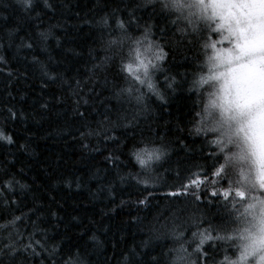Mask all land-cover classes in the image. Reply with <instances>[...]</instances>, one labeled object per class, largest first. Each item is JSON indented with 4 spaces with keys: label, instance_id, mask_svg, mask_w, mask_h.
Masks as SVG:
<instances>
[{
    "label": "trees",
    "instance_id": "16d2710c",
    "mask_svg": "<svg viewBox=\"0 0 264 264\" xmlns=\"http://www.w3.org/2000/svg\"><path fill=\"white\" fill-rule=\"evenodd\" d=\"M34 3L25 12L16 0H0V133L13 141L0 140V261L14 259L4 254L10 238L26 244L31 237L39 255L21 252L18 264H65L77 256L84 264H153V256L169 264V249L179 246L172 232L191 240L231 218L228 201L211 196L228 181L211 174L215 158L196 132L200 99L190 89L204 59L201 37L177 30L158 7H138L143 0ZM133 11L155 25L153 39L167 53L154 79L166 102L146 90L140 104L118 95L128 84L121 53L107 40L115 19ZM104 18L111 27L102 26ZM165 76L176 80L175 91ZM134 147L164 155L141 168ZM194 172L215 183L206 180L192 195L181 185ZM217 251L218 264L224 252Z\"/></svg>",
    "mask_w": 264,
    "mask_h": 264
},
{
    "label": "snow or ice",
    "instance_id": "6c2138e0",
    "mask_svg": "<svg viewBox=\"0 0 264 264\" xmlns=\"http://www.w3.org/2000/svg\"><path fill=\"white\" fill-rule=\"evenodd\" d=\"M16 3L25 12L35 8L34 0H16ZM44 4L51 7L48 0ZM141 6H151L154 13L158 7L159 13L176 25L177 30L187 33L191 28L202 39L204 59L199 66V79L193 80L190 89L200 99L196 132L204 133L210 144V156L215 158L211 174L227 179L229 184L223 192L213 189L211 196H222L228 201L231 218L226 223L194 232L191 240L183 233L172 232L170 235L179 246L169 249V264H217V250L224 252L218 264H264V0H143V5H138ZM101 24L111 27L107 18ZM133 27L142 29L139 35L131 32ZM154 27L148 20L141 21L133 11L126 20L115 19V27L109 32L111 39L107 40L108 49L121 53L120 70L128 84L118 95L127 94L137 104L143 102L146 92L164 101L154 79L156 72L163 71L161 62L167 53L153 39ZM165 31V27L160 28L161 33ZM39 36L46 40L48 33L41 32ZM24 47L32 48V44ZM165 80L167 88L175 91L176 80L167 76ZM0 140L13 142L3 133ZM131 155L146 169L152 162L160 161L164 153L160 149L134 147ZM187 179L181 187L192 189V195L206 180L215 183L207 173L194 172ZM144 183L147 185V181ZM4 187L11 190V181L5 182ZM18 220L21 217H14L10 223L15 225ZM3 248L7 249L5 255L14 258L11 264H18L21 252L39 255L31 237L26 244L10 238ZM130 255H135V250ZM152 262L161 264L155 256ZM65 264H84V261L77 256Z\"/></svg>",
    "mask_w": 264,
    "mask_h": 264
}]
</instances>
